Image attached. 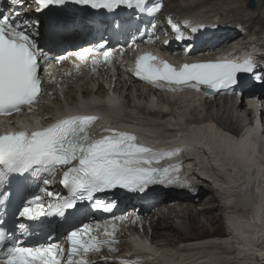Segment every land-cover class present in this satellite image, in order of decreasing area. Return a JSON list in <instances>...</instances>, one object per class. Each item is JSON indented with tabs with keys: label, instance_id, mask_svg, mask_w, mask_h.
Listing matches in <instances>:
<instances>
[{
	"label": "snow or ice",
	"instance_id": "obj_1",
	"mask_svg": "<svg viewBox=\"0 0 264 264\" xmlns=\"http://www.w3.org/2000/svg\"><path fill=\"white\" fill-rule=\"evenodd\" d=\"M9 7L0 10V115L20 113L25 108L31 113L39 102L41 78L38 71L50 60L57 62L65 59L64 55L55 54L53 49L66 42L64 29L67 22L53 19L47 34L33 31L39 21L21 19L25 0H7ZM37 11L52 5L72 3L87 6L93 10L114 12L121 7L147 11L149 15L159 11V5L145 9V0H35ZM174 31L179 29L172 25ZM198 27L191 28L195 33ZM143 38V36L141 37ZM177 35L176 39H188ZM152 37L149 36V42ZM43 41V43L41 42ZM169 43L165 41V44ZM107 41L95 47H85L67 56L75 55L80 60L92 56L96 65L102 52L105 62L110 60V51H104ZM251 58L243 62L223 59L215 62L183 63L175 67L169 62L151 54H143L135 61L134 75L156 87H168L176 91L180 87L197 90L210 89L214 92L229 89L239 83L238 73H254ZM260 80V77H256ZM114 104L119 101L113 99ZM98 120L94 115H69L59 118L46 127L32 130L27 128L4 129L0 131V208L6 211L12 193L9 187L14 178H27L30 173L44 172L52 176L55 171L63 169L61 185L67 190L66 196L54 193L44 187L39 189L52 198L47 210L41 196L33 195L18 210V216L27 221H37L42 217L56 216L64 218L77 209V205L89 202L93 210L113 213L115 201L98 196L99 193L122 189L132 193H146L150 185L183 184L178 175L181 165L152 167L164 157L177 155L181 149L155 151L137 142V137L128 132L113 128L103 129L107 135L97 138L90 134L91 126ZM48 185L50 180L43 179ZM36 205L37 207H32ZM78 210V209H77ZM122 219L111 216L112 222ZM2 223V221H0ZM18 228L27 231L25 223ZM93 225L82 224L68 231L66 264H89L86 258L90 252H99L104 245L114 243L112 239H101L92 234ZM98 231L103 228L106 237H114L116 227L106 220L103 224L96 222ZM51 240V237H49ZM64 249L56 243H41L38 246H22L21 240L12 232L0 228V264H65L62 259ZM151 260V257L147 258ZM120 264H144L142 258L127 259Z\"/></svg>",
	"mask_w": 264,
	"mask_h": 264
},
{
	"label": "bare ground",
	"instance_id": "obj_2",
	"mask_svg": "<svg viewBox=\"0 0 264 264\" xmlns=\"http://www.w3.org/2000/svg\"><path fill=\"white\" fill-rule=\"evenodd\" d=\"M172 1L177 2V0H171L169 2ZM178 1H180L178 6H172L173 8L170 9L169 7L167 9V12L172 13V17L175 19L176 27L179 29L178 32H180L178 33L175 31V37L177 35L186 37L183 34L182 29H185L186 31L191 30V27L188 28V26H196L197 24L199 25V23L215 26L219 30L222 28L220 25L222 22L210 23V21L224 22L226 19L225 17H221L220 15L214 14L212 12L211 13L213 15L210 16L205 13V10L212 5H216L218 3V6L220 7L221 5H219V3L221 1ZM230 2H232L234 5L238 4L239 0H231ZM260 2L261 5H264V0H260ZM225 7L228 8V6ZM210 9L211 8L207 9L208 12ZM243 9L244 11L248 10L249 12H254L255 10L248 9L247 4L246 7H243ZM241 12H243V10ZM29 13L34 14L35 12L33 10H29ZM218 13L222 14L223 12ZM168 19L166 18V20L162 22V25L164 24L165 28L156 32L155 34L158 35V43H156L157 40H151V42H149V37H147L145 38L146 42L140 45L138 50L131 47L126 48L122 52L156 53V55L159 53L160 57L165 58L169 62L176 65L180 64L179 60L181 59H191L186 57L184 54L187 53L186 46L188 43H186V41L182 42V54L177 56H171L167 54L179 53L175 49V46L171 47L170 49L164 48L166 45L165 41H173L170 32L173 33L174 31L170 26H168ZM132 20L133 22H130L128 25H126V30L121 37L128 34L132 27L134 29L135 25L140 23L141 17L137 16L135 19L133 17L125 19V21ZM234 20L239 21L241 24H250L251 22L255 23L256 21L257 23L261 24V27H264V18H260L258 13L250 17H234ZM182 21L184 27H180V23ZM257 25L258 24L254 25V28H256ZM85 26L91 28V30L88 32L89 35L98 36L100 39H102L104 36L108 39H111L109 38L106 30L109 27L108 22L103 21L102 24H99V26L97 25V22H86ZM259 32H251L249 36H247L246 40H244V38L240 40V37L245 33L241 34L239 31L234 29L232 32L234 36L232 38H228L229 36H226L224 41L233 44L230 48H236V46L238 47L237 50L240 51L235 53H256L252 51L253 48L250 51L245 50L246 45L251 44H256L258 51H264V46H261V41H264V36H257ZM78 33L80 36L83 35L81 31H78ZM149 36L152 37L151 34ZM192 39H194V37H192ZM150 43H152V45H150ZM155 43L156 45L158 44L162 46V50H155L153 47ZM190 46L193 49V45L190 44ZM256 46H254V49ZM207 53L212 52L208 51ZM263 61L264 58H258V60L254 63L255 74H252V76L259 74V77L261 76L260 79H264ZM124 66L132 69V61L126 60ZM121 72H123V76L127 77L128 79V76L122 69ZM99 79L101 80L102 84H105L107 87L111 86V81L106 76H99ZM143 84L144 85L137 87L134 85L133 88H130L131 103L133 106L129 112L133 110L139 117L132 118L130 121H124L122 124H124L127 128L133 127L139 129L137 135H141L144 141H147L145 132L158 133L160 136L152 139H160L161 147L163 146L165 151L176 149L174 145H184L183 141L185 136L189 134L192 135L197 131L201 136L205 135V142H201V138L196 142L199 146H195V148H200L198 150L205 149L210 151V155L207 157L202 152L196 151L195 153L192 150H183L178 153V156L174 155L170 156L169 158L165 157L160 159L162 162L159 163V166L161 167L159 169L178 165L180 163H184L186 165L195 163L197 168L188 166V170H181L183 176L182 180L184 183L179 184L177 187L179 189H181V187H187L186 190H182V193L185 192L188 194H195H193L191 197L179 198V196H177L176 199H168L171 194H167L163 198L162 204L157 207V209H155L158 218L155 221L152 220L149 222V224H151L153 227L152 240H154L155 244L159 245V247L153 248V251H156V253L159 255L166 256L171 260H175L180 264H264V215L262 214V212H264V189L262 187V184L264 183V176L262 175L261 180L253 181V178H257L264 173V169L261 166V164L264 165L263 133H260L258 128H248L247 130H244L247 126H243L242 122L238 118H235L237 129L229 126L226 127L223 120H227L229 117H232L229 112V108L224 105V102H220L219 100L215 101L218 102V104L213 103L214 108H209L210 105L207 103L205 105L204 103H198L195 94L196 89L194 88H189L188 90L182 91L181 93H168L167 95L170 98L177 97L175 103L169 104L167 101L161 99L163 96H165L164 94L166 91H168L166 90V87H159L162 91H160L162 94L160 96L154 97L149 89L150 86L145 82H143ZM79 89L80 87L73 90L71 86L64 88L63 93H59L58 95L60 98H62V102H60L56 94L53 93L52 96H54L55 99L53 102H51L52 109L54 111L56 110L61 117L70 114L71 111L74 113H76V111H82L83 107H80L77 102H73V97H77L80 92ZM103 91L104 89L102 88V93H92V106L84 109V111L92 112L97 115L106 114L102 109V107L105 105L104 99L106 98V96H102ZM158 97L160 100H158ZM81 101H83L82 97ZM175 104L178 106H175ZM148 105L150 110L148 113H146L143 111L141 106L145 108L148 107ZM220 107L223 109H220ZM162 109H164L166 112L165 114H161ZM151 111H154L155 113H152ZM146 114H149V117H147ZM190 116H193V118L195 117L193 124L190 122ZM147 118L152 119V121L146 122ZM155 120L157 122H153ZM111 124L112 123H109L104 119L103 122L98 123L97 126H110ZM240 127H242L241 131L239 130ZM143 131L144 133H142ZM243 142L245 143V147L241 146ZM257 145H259L260 150L257 149ZM213 147L215 150L211 149ZM186 152L188 159L181 161L180 159L182 155H184L182 153ZM213 153H215V155ZM177 158L178 161L175 164V162L172 160ZM239 159L243 161L247 160L249 164L245 163L244 168V163ZM258 159H260L261 164L259 161L256 163V160ZM156 166L157 164H155V167ZM199 168L209 174V177L213 179L215 184L219 185L217 193L215 192L216 190L213 185L208 181H204L203 179H198L196 182L193 181L190 186L186 184L185 179L189 181L191 178V173H194L192 174V177L200 175L199 172H196V170ZM211 171H213L214 174H211ZM216 172H218L219 177H217ZM233 175L237 179H235ZM246 176L248 178H246ZM247 193L249 196L246 195ZM217 194L221 197L220 199ZM261 195H263V197ZM258 200H261L260 207L257 206ZM162 207L166 208L165 212L159 211ZM223 207H226L225 209H227L225 211V215L222 214ZM259 210L260 212H258ZM174 218L179 219L183 223L187 224V228L189 229L188 231L193 234L188 235V231L185 232L183 226L178 225ZM223 219L225 220L226 224L230 226L231 231L234 233L229 237L223 232L222 225L218 226L220 222L221 224L223 223ZM208 225L215 226V230L212 233H209L207 230ZM199 229L200 231H198ZM234 229H236V232ZM196 232H199L200 234ZM216 233L222 234L224 237L213 236ZM200 236L201 238H198ZM178 239H180V241H178ZM191 240H196V242H189ZM179 243H182L183 245L178 246V248L174 247L175 244L179 245ZM161 245L168 247L165 249Z\"/></svg>",
	"mask_w": 264,
	"mask_h": 264
},
{
	"label": "rangeland",
	"instance_id": "obj_3",
	"mask_svg": "<svg viewBox=\"0 0 264 264\" xmlns=\"http://www.w3.org/2000/svg\"><path fill=\"white\" fill-rule=\"evenodd\" d=\"M171 1V0H170ZM221 1V2H220ZM231 0H219V5H221L220 7L218 6V3L216 4V5H212L211 7H209V8H211L210 10H209V12H208V10L207 9H209V8H207L206 10H205V13L207 14V15H213L212 13H214V14H217V15H220L221 17H225L227 20H231V19H234V17H239V18H244V17H250V16H252V15H255V14H259V17L260 18H264V5H261V2H260V0H258V1H256L257 3H256V8H255V10H254V12H249L248 10H246V11H244V9H243V7H246V0H239V3L238 4H234L233 5V3L232 2H230ZM245 1V2H244ZM180 1H178L177 0V2H168V5H167V9L170 7V9L171 8H173V7H175V6H178L180 3H179ZM224 4H223V3ZM225 4H227V5H225ZM224 5V6H223ZM259 5V6H258ZM173 6V7H172ZM225 6H228V8L227 7H225ZM241 6V7H240ZM230 7V8H229ZM233 7V8H232ZM236 7V8H235ZM263 7V8H262ZM221 8V9H220ZM240 8H241V10H240ZM164 9H166V8H164ZM166 9V10H167ZM220 9V10H219ZM233 9V10H232ZM236 11H235V10ZM216 10H218V11H216ZM243 10V12H241ZM34 11V10H33ZM207 11V12H206ZM215 11V12H214ZM232 11H234V12H232ZM262 11H263V13H262ZM35 12V11H34ZM184 12H186V11H184ZM212 12V13H211ZM218 12H225L224 14L222 13H218ZM227 12V13H226ZM250 13V14H249ZM227 14V15H226ZM232 14V15H231ZM206 15V16H207ZM236 15V16H235ZM247 15V16H246ZM173 15H172V13H171V19L172 20H175L173 17H172ZM241 16V17H240ZM246 19V18H245ZM256 24H258L257 25V27H256V29L257 30H255L254 32L255 33H257V32H259V34L257 35V36H264V34H263V31H264V27H261V24L260 23H257L256 21H255V23L253 22V25H256ZM254 27V26H253ZM176 37H175V35H173V37H172V40H174ZM186 40H181V42H185ZM262 43H264V41H261ZM264 77V76H263ZM146 95V94H145ZM139 102H141V101H139ZM187 189V187H181V189L180 190H186ZM174 220H176V223L178 224V225H182L183 226V228H184V231L185 232H187L189 229L187 228V224H185V223H183L181 220H179V219H176V218H174ZM185 224V225H184ZM184 226H186V227H184ZM218 226H221V222L218 224ZM217 226V227H218ZM214 227V226H213ZM187 229V230H186ZM213 228H212V226H210V225H208V227H207V230L209 231V233L211 232V230H212ZM223 229V228H222ZM203 230V229H202ZM201 230V231H202ZM198 231H200V229L198 230ZM196 233H198V234H200L199 232H196ZM187 234L188 235H190V234H193V233H191V232H187Z\"/></svg>",
	"mask_w": 264,
	"mask_h": 264
},
{
	"label": "water",
	"instance_id": "obj_4",
	"mask_svg": "<svg viewBox=\"0 0 264 264\" xmlns=\"http://www.w3.org/2000/svg\"><path fill=\"white\" fill-rule=\"evenodd\" d=\"M246 4H247V6L250 8V9H254L255 8V6H256V2H255V0H246ZM110 109H111V112L112 113H116L117 112V105H115L114 103L113 104H110ZM194 139V136H190V140H193ZM241 162H243V161H241ZM244 163V162H243ZM246 163V162H245ZM245 163L243 164V166H244V168H245ZM247 164V163H246ZM246 178H248L247 176H246ZM248 181V180H247ZM246 195H248L249 196V194L247 193ZM262 197H263V195H261ZM261 200H258L257 201V206L258 207H260L261 206ZM258 212H260V210L258 211ZM262 214L264 215V212H262ZM258 215H260V214H258ZM262 216V215H261Z\"/></svg>",
	"mask_w": 264,
	"mask_h": 264
}]
</instances>
